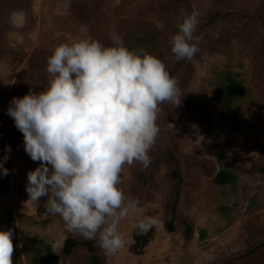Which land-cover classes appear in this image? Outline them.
I'll return each mask as SVG.
<instances>
[{
  "label": "rangeland",
  "instance_id": "374dc122",
  "mask_svg": "<svg viewBox=\"0 0 264 264\" xmlns=\"http://www.w3.org/2000/svg\"><path fill=\"white\" fill-rule=\"evenodd\" d=\"M194 11L200 50L178 60L170 44L177 17ZM113 34L166 65L181 103L160 105L151 165L125 166L120 187L139 205L120 222L124 248L106 255L94 241L99 264H264V0H0V160L8 156V175L0 170V231L13 233L12 264H42L45 247L58 264H92L83 245L63 254L67 238H85L44 211L47 197L29 201L27 172L39 162L6 113L13 97L47 86L46 60L56 45L92 38L111 46ZM228 75L246 89L230 102L222 93ZM220 171L235 183L215 185ZM175 200L169 233L164 224ZM146 215L162 223L141 235L133 225ZM135 235L148 239L139 257L129 249Z\"/></svg>",
  "mask_w": 264,
  "mask_h": 264
},
{
  "label": "clouds",
  "instance_id": "9594fccd",
  "mask_svg": "<svg viewBox=\"0 0 264 264\" xmlns=\"http://www.w3.org/2000/svg\"><path fill=\"white\" fill-rule=\"evenodd\" d=\"M198 23L195 11L177 17L170 44L178 60L199 52ZM111 40V46L92 38L56 45L46 60L47 86L13 97L6 113L26 154L39 162L27 172L29 201L47 197L45 209L66 231L98 241L106 255L125 247L119 225L139 205L120 187L124 168L151 165L160 105L181 103L178 82L159 58L129 50L119 34ZM7 159L0 160L3 175ZM161 223L146 215L133 229L146 234ZM12 237L11 230L0 231V264H12Z\"/></svg>",
  "mask_w": 264,
  "mask_h": 264
},
{
  "label": "trees",
  "instance_id": "16d2710c",
  "mask_svg": "<svg viewBox=\"0 0 264 264\" xmlns=\"http://www.w3.org/2000/svg\"><path fill=\"white\" fill-rule=\"evenodd\" d=\"M225 82H226V85L224 86L222 93L224 94L226 101L230 102L232 100H236L239 97L244 96L246 94V89L242 85V83L234 79L232 76L228 75L225 78ZM223 106H225L224 103H223ZM262 171H264V169ZM176 172H177L176 196L178 197V194L180 192L179 191L180 186L182 184V177H181L178 167H176ZM213 182L217 186H225L229 184L232 185L235 183V177L227 173L226 171H220L214 177ZM177 204H178V201L175 200L172 210H171L169 220L164 224V229L169 233H173L175 231V221L177 220V213H176ZM43 209L45 212H47L45 207ZM190 233H191V228L187 227L186 234L190 236ZM147 244H148V239L146 236L135 235L133 236V244L129 246V249L134 255L139 257V256H142V248L146 247ZM79 245H83L86 248L90 256L92 264H99L98 258L96 257L93 240L84 239V241L80 242L74 238H67L64 241V244L62 246V252L64 255L70 256L72 251ZM262 246H264V244ZM253 252L254 251H250L248 254H245L242 257L249 256L253 254ZM41 262L42 264H58L57 259L52 256V251L50 247H45V253L41 255Z\"/></svg>",
  "mask_w": 264,
  "mask_h": 264
},
{
  "label": "water",
  "instance_id": "95a60500",
  "mask_svg": "<svg viewBox=\"0 0 264 264\" xmlns=\"http://www.w3.org/2000/svg\"><path fill=\"white\" fill-rule=\"evenodd\" d=\"M141 235L143 234V233H140Z\"/></svg>",
  "mask_w": 264,
  "mask_h": 264
}]
</instances>
